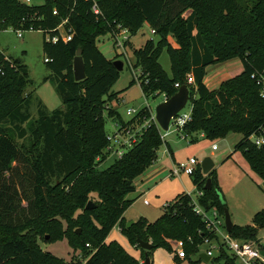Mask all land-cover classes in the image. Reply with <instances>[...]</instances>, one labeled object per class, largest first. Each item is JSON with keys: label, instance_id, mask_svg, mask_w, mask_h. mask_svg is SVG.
Masks as SVG:
<instances>
[{"label": "trees", "instance_id": "16d2710c", "mask_svg": "<svg viewBox=\"0 0 264 264\" xmlns=\"http://www.w3.org/2000/svg\"><path fill=\"white\" fill-rule=\"evenodd\" d=\"M96 1L104 15L101 20L92 13V4L83 0H44L43 5L31 6L20 0H0V29L12 27L28 32L34 26V31L55 34L61 19L66 17L74 29L71 42L45 41L43 45L45 64L64 107L48 113L39 104L33 122L30 113L33 94L27 92L32 83L29 68L21 60L0 53V264H71L43 252L32 236L21 235L29 230H35V235L47 230L51 235L48 240L66 238L73 249L87 252L90 257L86 264H141L120 246L107 242L118 224L138 247L140 241L151 243L153 249L171 241H183L186 258L204 244L205 237L209 240L217 237L195 213L193 198L187 193L168 204L165 214L154 223L140 220L130 228L124 224V214L132 202L127 196L136 192L133 181L156 162L164 139L153 121L139 141L109 168L99 169L104 158L96 163V158L103 156L110 145L106 112L124 126H142L152 117L150 109L145 108L124 124L111 107L119 94L110 93V89L120 79L113 62L121 55L108 59L99 50L97 40L107 36L116 25L126 27L133 38L147 24L158 38L148 40L140 49H135L131 41L126 44L132 49L134 67L141 69L137 80L143 94L147 98L164 95L170 99L179 90L175 85H187L186 77L191 74L195 89L187 86L192 121L184 133L202 134L208 140L223 139L230 133L242 134L234 152L243 154L264 183V145L258 147L249 139L260 128L264 129V99L260 86L252 78L264 73V0H247L243 4L239 0ZM55 9L58 16L53 14ZM170 36L178 48L170 45ZM78 50L82 51L86 69V79L81 82L75 81L73 71ZM165 50L171 63L170 73L160 63ZM232 59L241 61L243 72L223 82L218 90L208 88L206 69ZM27 123L36 154V160L32 161L12 136L25 139ZM15 163L31 167L30 173L25 174L31 193L18 189L14 177L19 168ZM60 179L70 185L67 191L57 183ZM192 179L198 190L203 191L199 198L201 207L207 212L217 209L225 214L226 204L214 170L205 176L198 164ZM208 179L212 180L210 190L205 189ZM92 195L100 204L95 203V208L88 210ZM24 201L28 202L29 212L21 219ZM76 213L78 221L74 225L82 233L68 234L60 223L71 221ZM263 227L264 210L255 215L251 225H234L229 234L234 239L258 242L257 234ZM150 252L145 254L150 257ZM216 259L237 264L225 251Z\"/></svg>", "mask_w": 264, "mask_h": 264}, {"label": "rangeland", "instance_id": "374dc122", "mask_svg": "<svg viewBox=\"0 0 264 264\" xmlns=\"http://www.w3.org/2000/svg\"><path fill=\"white\" fill-rule=\"evenodd\" d=\"M239 1L243 4V2L247 0ZM32 4L43 5L44 0H33ZM45 39L44 33L40 31L23 32V37L19 38L18 32L12 27L0 29V53L6 55L8 58L21 60L29 68V76L32 83L28 86L27 92L33 94V100L30 106V113L33 116L32 122L37 119L39 104H42L48 113L63 109L64 107L57 92L56 83L51 78L52 74L45 64L43 52ZM151 39H156V41H158V38L152 34V29L146 24L138 34L131 39V42L135 49H140ZM168 41L173 48L178 47L176 40L172 36L168 38ZM97 46L110 60L116 58L118 55L124 54L121 48L114 47L108 35L99 38L97 40ZM127 53L128 59L123 56H120L118 59L124 63V69L120 72V79L110 89V93L119 94L118 101L113 102L111 107L118 112L124 124H127L133 119V117L127 114L129 109H133L137 113H140L145 108H148L152 116H155L156 107L163 102L164 98L163 95L147 98L143 94L140 83L136 78V76H138V78L141 76V69L134 67L135 59L132 49L127 48ZM160 63L168 73L171 72V63L166 50L160 58ZM221 69L225 73L224 79L226 82L241 74L243 72V65L239 59H232L211 65L206 69V78L209 79V76H211L210 74H214L220 78L219 73ZM190 75L191 74H188L186 79ZM46 79L48 80L46 81ZM134 79H136L137 82L135 85L131 86ZM210 80L212 79L210 78ZM222 84L223 83H221V85ZM188 86L195 89V84H188ZM193 96L195 99L198 98L196 93H194ZM191 111L192 104L190 101L181 112V115L185 117L189 115ZM108 112L104 114L106 118V133L113 140H110V145L104 150L103 156H98L96 158V163L104 158L103 164L99 166L101 170L109 168L118 161V154L116 152L122 150V147L125 145L126 141H128L130 135H136V140L139 141L143 125L149 122V119H147L142 126L136 124L124 126L118 119L109 118ZM24 127L28 131V136L25 139H19L15 134H12L13 139L23 153L28 155L27 157H29L31 161L33 159L36 160V154L32 150L33 139L31 137L30 124L27 123ZM128 131H130L129 134H127ZM200 136L202 135H192L190 141L189 138H185L178 133L174 126H172L168 132H163L164 140L157 153L158 159L152 166L147 168L142 175L133 181L136 193L127 196V199L132 202L126 209L123 217L126 226L130 222L138 223L140 220H145L148 223L156 222L165 214V207L173 203L181 194L187 193L197 198L200 191L193 183L192 176L184 173L173 176V171H175L180 164L187 163L191 159H195L199 164H201L205 158H211L213 160L215 164L213 169L214 177L221 193V198H223L226 204V209L231 215L234 225H251L255 215L264 210V183L262 179L252 171L241 152H234L235 146L242 140L243 135L239 133H230L226 138L216 140H208ZM116 137L118 138L115 139ZM215 145H217V150L213 149ZM14 166L19 168L17 172H15L18 173V175L14 177L15 181L18 182V189L31 193V185L27 180L29 177L25 175L26 172L30 173L31 167L17 163H15ZM22 175H25L26 178L24 179ZM54 181L55 180H52L51 182L54 184ZM57 183L60 184L61 188L65 189V191L68 189L67 185L70 186L66 184L63 179L58 180ZM91 198L94 204H100V201L95 195H92ZM145 201H147L148 204H146ZM27 206V201L21 203V207L25 209L24 214H20L21 219H24V217L28 215L29 210ZM215 211L218 214V222L216 223L218 232L216 231L214 233L217 236L216 239L218 242L213 241L211 243H205V237V239H203L204 244L200 245L197 251L189 252L187 258L180 260L176 257L179 251L178 242L171 241L167 245H160L150 252L151 264H225L223 260L217 261L216 258L219 254L213 249L217 247L218 243L224 241L223 236L228 232L225 224V214L220 213L217 209ZM77 213L71 218V221L63 220L60 223L64 232L68 234H72L73 232L76 234L82 233V229L74 225V223L78 221ZM209 217L213 218V214H209ZM78 231H80V233H77ZM35 233V230H29L21 235H25L28 238L32 236V239L37 242L39 248L43 252H49L57 258L62 259L65 263L86 264L89 260L90 256L86 255V251L83 249H73L69 245V240L64 237L59 239L50 238V240L47 241L46 236H51L47 230L39 232L38 235H35ZM107 240L109 244L114 243L120 246L130 257L138 260L141 264H145V251L135 245L132 239L124 233L121 224H118L113 229ZM257 241L259 245L264 247V227L259 229ZM208 251H213L215 257L210 261H205L201 258V255L206 254ZM183 252L186 251L183 250Z\"/></svg>", "mask_w": 264, "mask_h": 264}, {"label": "built area", "instance_id": "2783aa9c", "mask_svg": "<svg viewBox=\"0 0 264 264\" xmlns=\"http://www.w3.org/2000/svg\"><path fill=\"white\" fill-rule=\"evenodd\" d=\"M83 1L92 4L91 10H92V13L96 16L97 20H101L102 18H104V15L100 9V6L96 0H83ZM21 3L28 5V6H31V5H33L32 4L33 0H23V1H21ZM53 14L55 16H58L59 15L58 10L55 9L53 11ZM34 30H35V28H34V26H32L30 28V31H34ZM39 31L42 33H45V30L39 29ZM17 32H18L19 38H22L23 32H25V31L24 30H18ZM45 34H46L45 41L47 43H50V44H57L59 42L69 43V42H71V40L73 38L74 29L72 26H70L69 17H66L64 19H61L60 24L58 25V27L55 30V34H51L47 31ZM152 34L155 35V31L152 30ZM108 36H109V39L112 40L115 48H121L124 51V54H121V56L128 59L126 44L128 42H130L132 39L129 30L126 27H123L122 25H116L114 28L112 27V31L108 34ZM136 78H138V76H136ZM252 78L255 79L257 81V84L260 86V88H261L260 96L264 99V73H261L258 75H253ZM186 84L187 85L188 84H195V80H194L192 75H190L186 79ZM175 87L177 89L181 88L179 83H177L175 85ZM163 97H164V95H163ZM165 100H167V99L165 98ZM127 114H128V116H131L133 118H135L137 115H139V113H137L133 109H129L127 111ZM181 114L182 113H180L177 117H175L171 121L170 128L172 126H174L176 131L178 133H180L183 137H185L184 136V129L192 121V111L189 115H186L185 117H183ZM153 121L156 123L155 116H152L149 119V122L146 125H143L141 135H142L144 129L147 128L150 125V123ZM162 132H164V131H162ZM129 133H130V131L127 132V134H129ZM130 137H129L128 141H126L125 145L122 147V150L116 152L118 154V159L122 158V156H123V154L127 148H132L138 142L136 140V135L135 136L130 135ZM117 138L118 137H116L115 139H117ZM108 139H109V141L113 140L109 136H108ZM249 139L256 146L261 147L262 145H264V129L260 128ZM213 149L217 150V145H215L213 147ZM198 164L199 163L195 159H191L187 163H182L175 169V171H173V176L174 175L178 176L181 173L192 176L195 173V169L198 166ZM188 195H190L192 197L191 194H188ZM202 196H203V191H200L197 195V198L192 197L193 202H194V206H195L194 211L197 215H199L203 218V220L207 223V227L210 230H212L213 232H216V231L218 232V228L216 225V223L218 222V214L214 209L207 212L204 208L201 207V205L199 204V198H201ZM145 203L148 204L147 201H145ZM211 213L213 214V218L209 217V214H211ZM223 237H224V241L222 243H218L217 247L213 248L216 251V253H218L219 255L222 253V251H225L233 260L236 261L237 264H264V257L261 254V251L263 249L260 247V245L257 242L242 241V240L234 239L230 236V234L228 232ZM189 241H191V238H189ZM213 241L218 242L217 239H215V240L206 239L205 243H211ZM87 246H89V245H87ZM178 248H179V251H178L176 256L179 259H185L186 256H185V252H183V250H184V242L183 241L178 242ZM206 254L210 257V259H214V257H215V254L213 251H208Z\"/></svg>", "mask_w": 264, "mask_h": 264}, {"label": "water", "instance_id": "95a60500", "mask_svg": "<svg viewBox=\"0 0 264 264\" xmlns=\"http://www.w3.org/2000/svg\"><path fill=\"white\" fill-rule=\"evenodd\" d=\"M113 64L119 72H121L124 69V63L120 60L114 61ZM73 71L76 82H81L86 79L85 63L81 50H78L77 55L74 58ZM189 102H190V90L187 85H183L173 97L159 104L155 110V120L158 126L160 127V129L164 132H168L170 129L171 121L185 109V107ZM200 166L202 169V173L205 176H208L213 171L215 164L211 158H205L203 162L200 164ZM211 187H212V180L208 179L205 185V189L210 190ZM86 208L88 210H92L95 208V205L91 201L88 203ZM133 224H134L133 222L128 223L127 228H130ZM225 224L228 233L231 232L234 224L232 222L231 215L229 214L227 209H225ZM77 233H80V231H78ZM48 239L49 236H46V240ZM139 246L141 249L147 252L153 250V245L149 242L140 241ZM261 254L264 257V250L261 251ZM201 258L204 259L205 261H210V257L207 254H202ZM145 264H151V259L148 254H146L145 257Z\"/></svg>", "mask_w": 264, "mask_h": 264}, {"label": "crops", "instance_id": "0c3cea01", "mask_svg": "<svg viewBox=\"0 0 264 264\" xmlns=\"http://www.w3.org/2000/svg\"><path fill=\"white\" fill-rule=\"evenodd\" d=\"M178 48V47H177ZM221 72L219 73L220 74V78L218 77V76H216V75H212V74H210L211 76H209V79L208 78H205V83H206V85L208 86V88H210L211 90H218L219 89V86L221 85V83H223V82H225V79H224V77H225V73L222 71V69L220 70ZM215 72V71H214ZM224 75V76H223ZM210 78L212 79V80H210ZM164 101H166L165 100V98H163V102ZM193 135H195V134H193ZM202 135V134H201ZM184 136L186 137V138H191V136L192 135H189V134H185L184 133ZM201 138H203V135L202 136H200ZM197 138V137H196ZM192 139V138H191ZM191 139H190V141H191ZM194 142V141H193ZM136 193V192H135ZM112 233V232H111ZM107 242H108V240H107ZM181 260V259H180ZM211 260V259H210ZM141 262H143V261H141Z\"/></svg>", "mask_w": 264, "mask_h": 264}]
</instances>
